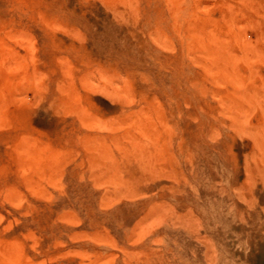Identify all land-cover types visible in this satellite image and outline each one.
Returning <instances> with one entry per match:
<instances>
[{
	"label": "rangeland",
	"instance_id": "374dc122",
	"mask_svg": "<svg viewBox=\"0 0 264 264\" xmlns=\"http://www.w3.org/2000/svg\"><path fill=\"white\" fill-rule=\"evenodd\" d=\"M175 1L0 0V264H264V0Z\"/></svg>",
	"mask_w": 264,
	"mask_h": 264
},
{
	"label": "bare ground",
	"instance_id": "6f19581e",
	"mask_svg": "<svg viewBox=\"0 0 264 264\" xmlns=\"http://www.w3.org/2000/svg\"><path fill=\"white\" fill-rule=\"evenodd\" d=\"M109 1H110V0H108V2H109ZM112 1H113V0H112ZM126 1H127V0H126ZM174 1H175V0H174ZM168 2H169V1H168ZM168 2H166V3H168ZM175 2H176V1H175ZM111 3H112V2H111ZM130 4H131V2H130ZM130 4H128V7H129ZM162 4H163V3H162ZM121 5H123V4H121ZM106 6H107V5H106ZM108 6H109V5H108ZM111 6H112V5H111ZM118 6H119V5H118ZM242 6H243V5H242ZM123 7H124V5H123ZM130 7H131V5H130ZM132 7H133V6H132ZM233 7H234V6H233ZM110 8H111V7H110ZM132 9H133V8H132ZM112 11H113V10H112ZM133 11H134V9H133ZM228 11H230V10H228ZM134 12H135V11H134ZM129 14H130V13H129ZM118 15H119V14H118ZM172 15H173V14H172ZM172 15H171V16H172ZM175 15H176V14H175ZM111 16H112V15H111ZM120 16H122V15H120ZM126 16H127V15H126ZM130 16H131V15H130ZM130 16H129V17H130ZM237 16H238V15H237ZM239 16H240V15H239ZM112 17H113V16H112ZM233 17H234V16H233ZM227 18H228V17H227ZM238 18H239V17H238ZM200 19H201V18H200ZM232 19H233V18H232ZM205 20H206V18H205ZM233 20H234V19H233ZM120 21H121V20H120ZM212 21H213V20H212ZM212 21H211V22H212ZM239 21H240V19H239ZM213 22H214V21H213ZM226 22H227V20H226ZM229 22H230V21H229ZM200 23H201V22H200ZM197 24H198V23H197ZM197 24H196V25H197ZM209 24H210V23H209ZM175 25H176V24H175ZM178 25H179V24H178ZM211 25H212V24H211ZM216 25H217V24H216ZM227 25H228V23H227ZM171 26H172V25H171ZM179 26H180V25H179ZM223 27H224V26L222 25V28H223ZM197 28H198V27H197ZM201 28H203V27H201ZM207 28H208V27H207ZM211 28H212V27H211ZM229 28H230V27H229ZM186 29H187V28H186ZM248 29H249V28H248ZM218 30H219V29H218ZM229 30H230V29H229ZM195 31H196V30H195ZM197 31H198V30H197ZM200 33H201V32H200ZM197 34H198V33H197ZM222 36H223V35H222ZM200 38H201V37H200ZM203 38H204V37H203ZM195 39H196V38H195ZM218 40H219V39H218ZM227 40H228V38H227ZM248 42H249V41H248ZM251 42H252V41H251ZM263 42H264V41H263ZM200 43H201V42H200ZM216 43H217V42H216ZM219 43H221V41H220ZM210 44H211V43H210ZM210 44H209V46H210ZM231 44H232V43H231ZM246 44H247V43H246ZM212 45H213V44H212ZM228 45H229V44H228ZM217 46H218V45H217ZM224 47H225V46H224ZM212 48H213V47H212ZM230 49H231V48H230ZM246 49H247V48H246ZM249 49H250V48H248V50H249ZM211 50H212V49H211ZM248 50H247V51H248ZM212 51H213V50H212ZM226 52H227V51H226ZM216 53H217V52H216ZM231 53H232V52H231ZM246 53H247V52H246ZM253 53H254V52H253ZM228 54H229V53H228ZM228 54H227V55H228ZM240 54H241V53H240ZM206 55H207V54H206ZM223 55L225 56V54H223ZM256 55H257V54H256ZM258 55H259V54H258ZM224 56H223V58H224ZM236 56H237V55H236ZM239 56H240V55H239ZM215 57H217V56H215ZM226 57H228V56H226ZM226 57H225V58H226ZM232 57H234V54L232 55ZM212 58H213V57H212ZM220 58H222V57H220ZM223 58H222V59H223ZM235 58H236V57H235ZM235 58H233V59H235ZM237 58H238V56H237ZM228 59H230V58H228ZM230 60H231V59H230ZM235 60H236V59H235ZM237 60H238V59H237ZM246 60H247V58H246ZM231 61H232V60H231ZM215 62H221V61H220V60H219V61L217 60V61H215ZM222 62H223V61H222ZM224 62H225V61H224ZM233 62H234V60H233ZM236 62H237V61H236ZM241 62H243V59H242ZM225 63H227V62H225ZM228 63H229V61H228ZM218 64H219V63H218ZM222 64H223V63H222ZM222 66H225V65H222ZM222 68H223V67H222ZM225 68L227 69V66H226ZM229 68L231 69V67H229ZM235 68H236V66H235ZM239 68H240V67H239ZM239 68H238V70H239ZM218 69H219V68H218ZM223 69H224V68H223ZM233 69H234V68H233ZM236 70H237V69H236ZM236 70H235V71H236ZM228 71H229V70H228ZM217 72H218V70H217ZM224 72H225V69H224ZM224 72H223V73H224ZM230 72H231V71H230ZM220 73H221V72H220ZM238 73H239V71H238ZM232 74H233V73H232ZM221 75H222V74H221ZM219 76H220V75H219ZM224 77H225V76H224ZM231 77H232V75H231ZM221 78H222V77H221ZM240 78H241V77H240ZM212 79H213V78H212ZM225 79H226V77H225ZM238 81H241V80H238ZM241 82H242V81H241ZM241 84H242V83H241ZM252 93H253V90H252V92L250 93V96H251ZM254 93H255V90H254ZM254 93H253V94H254ZM254 95H255V94H254ZM255 96H256V95H255ZM143 116H144V115H143ZM154 116H157V115H154ZM131 120H132V118H130V122H131L130 125L133 124ZM156 120H157V119H156ZM157 121H158V120H157ZM157 121H156V122H157ZM137 123H138V122H136V124H137ZM137 127H138V126H137ZM166 129H167V128H166ZM261 131H262V134H263V133H264L263 130H261ZM127 132H128V131H127ZM127 134H128V133H127ZM127 134H126V137H124V138H126V139L129 138V136H128ZM142 134H143V132H142ZM263 135H264V134H263ZM154 138H155V137H154ZM126 139H125V141H126ZM133 139H134V138H133ZM127 141H128V140H127ZM158 141H159V140H158ZM97 144H98V143H97ZM129 144H130V143H129ZM101 147H102V146H101ZM162 147H163V146H162ZM142 148H143V147H142ZM121 149H122V148H121ZM103 150H104V149H103ZM117 150H118V149H117ZM100 151H101V150H100ZM104 152H105V151H104ZM145 155H146V154H145ZM261 156H262V155H261ZM263 156H264V154H263ZM139 157H140V156H139ZM139 157H138V158H139ZM105 158H107V157H105ZM109 158H110V160L112 159L111 157H109ZM109 158H108V160H109ZM144 158H145V157H144ZM163 158H164V157H163ZM103 159H104V157H103ZM122 159H123V158H122ZM145 159H146V158H145ZM261 159H262V157H261ZM262 160H264V159H262ZM146 161H147V160H146ZM108 162H109V161H108ZM160 162H162V159L160 160ZM263 162H264V161H263ZM119 163H120V162H119ZM135 163H136V161H135ZM138 163H140V162H138ZM148 163H149V162H148ZM120 164H121V163H120ZM129 164H130V163H129ZM147 165H148V164H147ZM139 166H141V168H142L143 165L139 164ZM113 167H114V166H113ZM136 167H137V166H136ZM149 167H151V166H150V163H149ZM114 168H115V167H114ZM138 168H139V170H140V167H138ZM151 168H152V167H151ZM107 169H108V168H107ZM140 171H141V170H140ZM261 174H262V173H261ZM263 174H264V172H263ZM261 181H262V180H261ZM5 254H6V252H5ZM0 258H1V257H0ZM2 261H3V260H2ZM0 262H1V261H0ZM2 264H3V263H2Z\"/></svg>",
	"mask_w": 264,
	"mask_h": 264
}]
</instances>
